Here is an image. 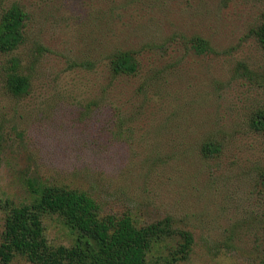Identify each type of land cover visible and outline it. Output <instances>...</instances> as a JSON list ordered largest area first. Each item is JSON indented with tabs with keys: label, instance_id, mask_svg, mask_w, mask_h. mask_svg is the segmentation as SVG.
Listing matches in <instances>:
<instances>
[{
	"label": "rangeland",
	"instance_id": "rangeland-1",
	"mask_svg": "<svg viewBox=\"0 0 264 264\" xmlns=\"http://www.w3.org/2000/svg\"><path fill=\"white\" fill-rule=\"evenodd\" d=\"M12 5L27 17L24 43L0 55V243L8 212L54 187L139 227L169 219L146 264H264V130L248 126L264 110V45L249 34L264 0H0V15ZM116 50L135 74L111 72ZM9 58L30 82L19 98L3 87ZM41 221L49 245L76 243L59 215Z\"/></svg>",
	"mask_w": 264,
	"mask_h": 264
},
{
	"label": "trees",
	"instance_id": "trees-1",
	"mask_svg": "<svg viewBox=\"0 0 264 264\" xmlns=\"http://www.w3.org/2000/svg\"><path fill=\"white\" fill-rule=\"evenodd\" d=\"M26 17V12L18 5L1 13L0 55L12 53L24 43ZM249 34L264 45V22L249 29ZM189 43L197 52L210 48L200 36H193ZM109 65L114 75H133L137 71L134 54L130 51L112 52ZM234 69L250 73L243 63H238ZM3 83L12 97H22L28 91L29 79L19 72L17 59L6 61ZM248 126L253 131H263L264 110L251 114ZM198 150L201 156L210 158L220 151V146L207 137L199 142ZM42 213L59 215L75 232L76 243L71 247L49 245L43 233ZM170 226L169 219L139 227L129 214L100 216L96 201L87 193L45 187L33 206L16 207L8 212L0 243V260L8 261L11 255L19 253L34 264H146L151 243L168 235ZM189 245L190 240H184L178 255L185 258Z\"/></svg>",
	"mask_w": 264,
	"mask_h": 264
}]
</instances>
